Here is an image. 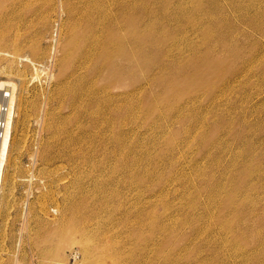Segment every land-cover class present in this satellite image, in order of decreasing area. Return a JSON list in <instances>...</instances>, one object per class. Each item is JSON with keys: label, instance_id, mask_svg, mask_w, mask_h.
Masks as SVG:
<instances>
[{"label": "rangeland", "instance_id": "obj_1", "mask_svg": "<svg viewBox=\"0 0 264 264\" xmlns=\"http://www.w3.org/2000/svg\"><path fill=\"white\" fill-rule=\"evenodd\" d=\"M103 10L117 92L76 56ZM2 82L0 264H264V0H0Z\"/></svg>", "mask_w": 264, "mask_h": 264}, {"label": "bare ground", "instance_id": "obj_2", "mask_svg": "<svg viewBox=\"0 0 264 264\" xmlns=\"http://www.w3.org/2000/svg\"><path fill=\"white\" fill-rule=\"evenodd\" d=\"M108 16L109 11L103 10V12L96 20H93L91 18L87 19V26L81 32L78 38L79 42L76 56L77 58H79L80 64L83 69L89 72L92 71L94 73H97L98 76L96 79H99L102 83L98 87L100 90H104V88L106 87L109 92H117L119 90L115 88L118 86L117 79L119 77V74L120 72L122 73V71L127 70V67L124 63L127 62L128 64H130L138 54V52L130 51L132 50L131 47H134L136 43H140L142 41L130 39L129 41H132L131 46L128 45L129 41L127 43H124L123 45L117 44L113 46L114 43H119L125 37L119 36L116 27L113 25V23L118 22L117 18L114 17L112 19V22L108 21L106 25L97 21L98 19H104ZM121 22L117 24L119 25L121 24ZM103 31H105L107 35H103ZM127 31L129 36H138L140 34L138 29L127 28ZM114 57H116L115 60H113ZM103 69L107 70L110 74V77L108 78L111 80L109 84L112 85V88L107 85L108 82L106 81V79L108 78H106L105 80L102 79L103 75L100 72H102ZM13 83L6 84L7 87H9L7 89L9 90L10 95L9 98H6L7 102H5L7 110L5 113H2V119H0L3 120L2 127L0 128V180L2 167L5 161L7 144L10 142L11 138V116L14 105L16 107V87ZM0 85H3V82ZM89 98H92L93 102L88 104L87 101ZM105 101L106 100H104L103 98H99L92 95L90 92H87L83 94L81 106H84L85 111L94 116L102 125L108 124L110 128H114L116 124L115 120L113 119L115 116L117 117V115L120 116L119 113H117L118 110H120V105L114 104L109 107ZM107 116H111L110 119H108V122H106ZM107 259L109 260L110 264H119L122 257L110 252L107 256Z\"/></svg>", "mask_w": 264, "mask_h": 264}, {"label": "built area", "instance_id": "obj_3", "mask_svg": "<svg viewBox=\"0 0 264 264\" xmlns=\"http://www.w3.org/2000/svg\"><path fill=\"white\" fill-rule=\"evenodd\" d=\"M6 110H7V106L4 108V111H3V109H2V113H5L6 112ZM2 122H3V120L0 122V128L2 127Z\"/></svg>", "mask_w": 264, "mask_h": 264}]
</instances>
